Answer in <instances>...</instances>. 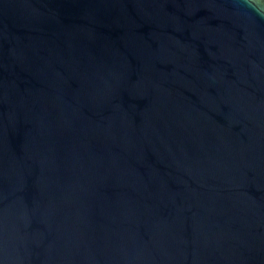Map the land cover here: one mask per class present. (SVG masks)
Returning a JSON list of instances; mask_svg holds the SVG:
<instances>
[{
	"label": "water",
	"instance_id": "1",
	"mask_svg": "<svg viewBox=\"0 0 264 264\" xmlns=\"http://www.w3.org/2000/svg\"><path fill=\"white\" fill-rule=\"evenodd\" d=\"M0 264H264V0H0Z\"/></svg>",
	"mask_w": 264,
	"mask_h": 264
}]
</instances>
